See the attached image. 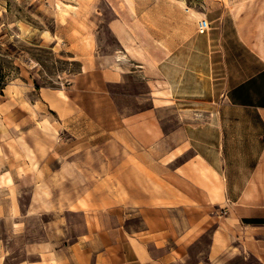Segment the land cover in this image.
I'll return each instance as SVG.
<instances>
[{
    "label": "crops",
    "instance_id": "crops-1",
    "mask_svg": "<svg viewBox=\"0 0 264 264\" xmlns=\"http://www.w3.org/2000/svg\"><path fill=\"white\" fill-rule=\"evenodd\" d=\"M179 22L152 53L149 109L121 114L106 88L31 98L68 123L58 171L85 207L0 241V264H264V6L230 5L206 34ZM118 69L105 86L124 83Z\"/></svg>",
    "mask_w": 264,
    "mask_h": 264
},
{
    "label": "rangeland",
    "instance_id": "rangeland-1",
    "mask_svg": "<svg viewBox=\"0 0 264 264\" xmlns=\"http://www.w3.org/2000/svg\"><path fill=\"white\" fill-rule=\"evenodd\" d=\"M241 2L264 6V0H0V241L19 244L37 221L60 225L68 209L85 207L79 196L73 202L85 188L62 185L58 171L69 158L68 123L58 122L53 102L31 98L82 99L106 88L121 114L147 110L150 103L138 97L158 83L152 53L164 45L166 26L177 30L184 16L178 24L198 34L205 18L210 32L224 8ZM110 68L128 74L124 83L104 85L102 72ZM135 69L140 73L130 74ZM103 191L116 196L122 188Z\"/></svg>",
    "mask_w": 264,
    "mask_h": 264
},
{
    "label": "built area",
    "instance_id": "built-area-1",
    "mask_svg": "<svg viewBox=\"0 0 264 264\" xmlns=\"http://www.w3.org/2000/svg\"><path fill=\"white\" fill-rule=\"evenodd\" d=\"M210 27V23L207 21V19L202 18L197 22V33L198 34H205Z\"/></svg>",
    "mask_w": 264,
    "mask_h": 264
},
{
    "label": "trees",
    "instance_id": "trees-1",
    "mask_svg": "<svg viewBox=\"0 0 264 264\" xmlns=\"http://www.w3.org/2000/svg\"><path fill=\"white\" fill-rule=\"evenodd\" d=\"M0 78H1V76H0ZM3 88L2 87H0V91L2 90Z\"/></svg>",
    "mask_w": 264,
    "mask_h": 264
},
{
    "label": "bare ground",
    "instance_id": "bare-ground-1",
    "mask_svg": "<svg viewBox=\"0 0 264 264\" xmlns=\"http://www.w3.org/2000/svg\"><path fill=\"white\" fill-rule=\"evenodd\" d=\"M194 17V16H193ZM195 18V17H194Z\"/></svg>",
    "mask_w": 264,
    "mask_h": 264
}]
</instances>
